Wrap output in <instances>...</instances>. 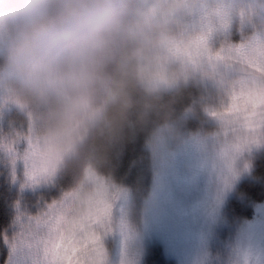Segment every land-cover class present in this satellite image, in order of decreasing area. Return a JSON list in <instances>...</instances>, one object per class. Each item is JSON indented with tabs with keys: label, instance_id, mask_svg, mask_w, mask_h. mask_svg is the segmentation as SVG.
Wrapping results in <instances>:
<instances>
[{
	"label": "clouds",
	"instance_id": "1",
	"mask_svg": "<svg viewBox=\"0 0 264 264\" xmlns=\"http://www.w3.org/2000/svg\"><path fill=\"white\" fill-rule=\"evenodd\" d=\"M204 0H0V83L19 110L39 114L41 152L75 165L73 188L124 139L146 107L170 106L196 73L217 77L223 65H196L170 54L185 22ZM209 22L215 20L208 17ZM249 60L225 79L264 88V37L244 44ZM163 75L166 86H155Z\"/></svg>",
	"mask_w": 264,
	"mask_h": 264
},
{
	"label": "rangeland",
	"instance_id": "2",
	"mask_svg": "<svg viewBox=\"0 0 264 264\" xmlns=\"http://www.w3.org/2000/svg\"><path fill=\"white\" fill-rule=\"evenodd\" d=\"M248 1L256 6L250 7L247 17V25L252 27L256 10L264 12V0ZM216 33L224 34L223 30ZM260 36L264 37V31ZM4 63L5 57L0 55V70ZM236 69L237 65L223 67L214 79L200 73L190 79L201 86L199 101L180 121L157 131L146 145L152 176L147 201L91 168L106 180L114 195L110 231L102 236L107 264H141L154 241L163 245L166 257L175 264H264V202L254 206L255 215L249 221L221 215L231 192L242 180L252 179L256 157L264 155V145L239 154L228 151L222 126L209 115L219 101L218 80L235 78ZM155 86H166L162 74ZM17 116L23 120L21 124ZM30 130H39V114L15 107L0 83V143L20 137L14 144L20 156L27 147L22 138ZM24 171L18 159L14 179L11 157L0 149V185L10 189L12 202V221L0 244V264H30L23 253H14L9 246L20 232V222L40 214L70 190L59 186L63 170L53 182L36 186H24Z\"/></svg>",
	"mask_w": 264,
	"mask_h": 264
},
{
	"label": "snow or ice",
	"instance_id": "3",
	"mask_svg": "<svg viewBox=\"0 0 264 264\" xmlns=\"http://www.w3.org/2000/svg\"><path fill=\"white\" fill-rule=\"evenodd\" d=\"M215 20L209 22L208 17ZM227 13L216 10L205 13L198 33L181 36L170 49V54L184 57L196 65L201 61L229 67L247 64L261 71L257 62L249 60L244 44L227 45L213 50L210 41L220 30L227 29ZM221 93L217 106L209 115L222 126L226 149L239 154L252 146L264 145V88L249 87L247 82L227 89L225 79L218 80ZM0 143V149L11 157L13 178L15 165L21 160L24 165L26 184L36 186L54 181L59 172V160L41 152L39 131H29L22 139L26 150L18 156L14 144ZM86 183L63 193L58 201L48 204L44 211L25 221L21 214L20 232L9 245L18 250L30 264H107L102 236L110 231L112 201L114 195L106 180L94 172L85 170ZM7 243V240H6Z\"/></svg>",
	"mask_w": 264,
	"mask_h": 264
},
{
	"label": "trees",
	"instance_id": "4",
	"mask_svg": "<svg viewBox=\"0 0 264 264\" xmlns=\"http://www.w3.org/2000/svg\"><path fill=\"white\" fill-rule=\"evenodd\" d=\"M204 14L221 10L227 13V29L224 34L215 33L211 39L213 50L227 45H241L249 41V37L260 36L264 31V12L256 10L253 15L252 27L247 25L250 7L255 6L248 0H229L226 5L221 0H204ZM256 7V6H255ZM201 15L185 26L184 36H190L201 30ZM201 86L194 81L188 82L175 102L168 106L160 104L149 106L140 114L142 125L135 120L129 122L128 132L124 139L116 144L108 155L98 162L96 169L100 174L116 183L123 184L133 192L139 200H148L151 196V154L147 150V143L153 135L163 127L180 121L200 99ZM18 115V114H17ZM18 124L23 120L17 116ZM77 167L70 166L60 175L59 186L63 189H72L75 183ZM264 202V155L256 157L252 179L242 180L237 189H234L224 204L223 217L235 218L238 221H249L255 215L254 206ZM12 221V202L10 189L0 185V244ZM149 251V253H148ZM163 245L154 241L148 247L141 264H175L164 253Z\"/></svg>",
	"mask_w": 264,
	"mask_h": 264
}]
</instances>
